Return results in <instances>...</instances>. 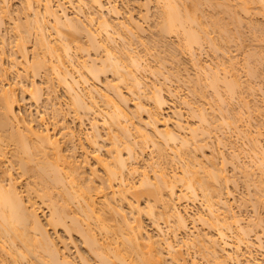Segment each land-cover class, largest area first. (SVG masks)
I'll list each match as a JSON object with an SVG mask.
<instances>
[{
	"label": "bare ground",
	"instance_id": "bare-ground-1",
	"mask_svg": "<svg viewBox=\"0 0 264 264\" xmlns=\"http://www.w3.org/2000/svg\"><path fill=\"white\" fill-rule=\"evenodd\" d=\"M188 1L190 0H186L184 4L185 0H155L157 3L155 8L157 7L158 10L154 11L159 17L156 22L159 28H155L159 30L156 34L160 36L161 33V37L174 34L179 38V41H176L179 42L176 45L177 50L180 54H183V50L191 54L189 56L192 57L191 63L193 61V67L198 73L197 75L195 72L197 79L195 82L193 79L190 80V82L193 80V85H198L200 89H198L197 97L204 98L205 101L204 88L210 87L216 97H213L215 101L213 104L219 103V105H211L213 101L209 100L210 103H208L207 99L205 102L208 107L206 103V105L204 102L201 103L200 99L199 104H196V101H192V97L191 100L184 96L180 97L179 93L169 90L184 107L190 109L189 114L185 115L180 107L174 126H171L170 119L164 113L165 107L168 106V100L164 95V89H167L165 80H169L170 77L164 75V69L162 71L156 69L159 68V63L156 70H153V66L149 63L150 59L145 51L147 49L150 52L148 48L150 50L151 48L146 47V43L143 45L144 40L141 38L142 33L145 34L146 31L134 14H129L122 19L119 6L113 0H22L23 7L20 8L25 13L23 20L20 16L23 13L18 11L19 15L13 16L14 11L7 4L8 0H0V42L2 44L0 47V264H77L74 255L69 252L70 247L68 248L64 243V247L60 245L61 243H58L60 238L56 240L52 233L54 231L56 233L59 229L67 232L70 238L74 234L79 236L84 246L93 254V257L95 256L96 264H197L196 259L188 260L183 253V247L186 248V246H194L198 249V254L202 253L201 256L206 257L209 264H264V232H262L264 226L261 232L258 230L264 220L260 227L256 225L255 220L253 223L248 221L251 225L255 224L254 226L259 227L252 232L251 226L250 232V224L245 225L242 214H237L234 205L231 204L235 197L233 199L234 194L228 188L229 179L226 176V168L224 172V166L219 168L217 164L219 150L216 148L215 152L212 148L214 150L211 151V157L204 149L213 135L217 137L216 139L214 136L218 144L227 146L228 138L224 139L225 132L223 134L222 131V136L217 134L219 128L225 125L230 132L237 131L238 136L241 133L240 138L245 135L247 140L252 141V143L249 142L252 145L248 147L250 149L247 150L245 145H243L245 149L241 146L236 132V139L239 138V146L242 149L238 150L237 140L236 145L231 141V149L228 150L232 156L229 158H233V162H236L235 168H245L243 174L250 178L245 180L246 186L249 181L251 186L254 184L252 186L254 191H256L255 185L258 186V194L256 193L258 197L261 196L260 194L264 195V144L258 137L262 131L257 128L253 133L251 128L253 127L251 103L254 99L251 103L244 101V91L241 89L243 80L240 83L238 82L240 79L237 80V76H241L240 65L237 62L239 59L236 61L231 57L232 54L229 56L230 46L234 44V35L231 29L228 32L231 26L226 27L224 13L227 19L225 9L231 12L234 0L229 1L230 6L227 5L226 0H215L218 5L213 0H192L191 4H188ZM241 1V3L238 2V6L234 4L237 8L241 7L238 9L241 12L249 14L255 11L256 13V10L260 9L261 14L264 15V0H257L261 2V4L257 3L258 7L255 5V0L252 3L255 7L250 2L252 0ZM151 2L152 0H143L141 3L137 1L143 12L142 17L146 19L149 18L153 9ZM204 2H209L208 4L214 2L213 6L217 5L213 8L214 10L207 5L206 7L213 11L218 9V16L215 13L218 18L219 13L223 12L221 19L213 14H209L212 17L208 18L209 15H205L208 13V8L206 12L203 9ZM67 4L70 8L73 6L74 11L69 10ZM226 5L228 7L223 10ZM218 6L222 8L221 12ZM235 14L237 16L236 12ZM206 17L209 22L205 20ZM6 18L12 23L10 31L13 30L12 38H15L11 39L14 45H11L13 51L10 55V66L17 74V78L13 75L16 82L7 80L8 69L4 66L6 59L3 48L10 44L7 37L9 28H6L7 31L3 28L5 32L1 31L3 25H8L4 24ZM244 18L240 21L243 22ZM222 19L225 27L220 24ZM234 21L232 25L235 24ZM208 23L213 27L210 28ZM233 27L236 33L238 29ZM212 28L218 31L219 39L215 29L216 33H212L214 32ZM255 32H253L254 37L257 36ZM33 34L35 42L31 57L29 42ZM240 34L239 32V36ZM230 36L233 37L232 40ZM239 36L236 35L238 39ZM163 37L161 42L167 45L168 41L164 42ZM258 37L256 38L260 40ZM226 38H229L228 42L231 40L232 44L229 42L230 44L225 46ZM262 38V44L259 43V45L264 46V38ZM153 42H151L153 47L157 48V41L155 45ZM206 43L215 49L217 57H219L218 51L222 54L220 62L203 61V57L198 55V48L201 50ZM142 45L146 49L140 48ZM138 46L140 50L137 49ZM174 49L171 51H175V54L180 57L179 52L176 48ZM252 52L253 50L248 54L251 55ZM260 52L263 55L264 50ZM160 53L156 52L157 60L161 56H159ZM253 53L254 60L256 48ZM173 54L170 59L173 58L172 60L179 62L177 55ZM252 56L250 59L246 57L248 61ZM263 56L259 55L258 51L259 58L255 60L264 61ZM222 57L227 60H223ZM261 57H263L262 60ZM160 60L164 61L165 58L160 57ZM161 64L164 65V62ZM244 65L246 67L247 62L243 63ZM252 65H249L250 68L246 67V73L249 68L253 76V74L256 75L257 66L253 69L255 63L253 67ZM237 66L238 70H236ZM12 72L14 73L13 70ZM109 72L113 76L112 79L105 76ZM146 72H150L149 75L154 74L153 77L157 79L155 80L154 77V81L149 78L150 81L147 80ZM168 72L170 75V71ZM175 72L174 74L177 75L178 72ZM42 73L49 87L45 99L53 105V108L51 107L54 109L53 116L58 115L57 118L55 117L57 120L53 126H50L43 114H39V117L33 118L32 115L27 118L21 111L28 98L38 106V103L44 100L42 91L44 87L38 85L35 79L43 75ZM29 74L33 76L31 79ZM162 74L164 82L159 77ZM171 76H174L173 73ZM250 85L247 84V89L253 94L255 89L253 85L252 90L249 89ZM59 86H62L69 96L68 101L73 109L74 119L80 123H78L80 130L65 122V112L62 113L61 104L52 101L55 96L57 97L56 92ZM195 86L194 89L191 88L192 94L197 92ZM249 91H247L248 94ZM228 97L230 100L239 98L244 101L241 103L245 109L244 116L240 111L239 113L242 114L240 118V115L234 114L235 119L239 118L240 125L237 120L230 118V114L225 116V113L221 112L223 109L219 106L229 100ZM239 99L236 101L239 102ZM130 102L134 107H131ZM226 103L229 105L232 102ZM40 105L42 106L43 103ZM258 111L260 114L261 108ZM245 115L246 118L249 115L247 125H244L246 120L242 124L243 128L244 126L247 128L246 132L241 128V119ZM87 119L91 126L89 132L82 127ZM248 120L251 122L248 123ZM101 125L103 128L105 126V132ZM259 126L261 127L260 123ZM82 137L85 138L83 141ZM84 141L92 148L91 150ZM241 141L244 144L243 140ZM64 143L69 145L66 147ZM9 145H12L10 146L12 150L9 152L13 153L22 176H30L24 185L26 193L24 189L22 190L21 181L12 171L13 165H10L12 160L10 162L8 155ZM221 145L220 148L223 147ZM105 146L106 152L103 153L101 150L105 149ZM199 148H202L203 152ZM79 149L83 152L82 155H85L82 160L77 157ZM147 150L153 153V155L150 153L151 161H147L144 157ZM242 152L245 156H242ZM224 153L220 156L223 159L221 164H224V160L227 159ZM89 157H92L96 165L103 170L102 176L97 173L99 172L97 167L94 169L92 167L91 176L86 175ZM244 157L249 159H246L247 164L244 161L242 164ZM175 158L179 165L176 162L175 165L173 164ZM169 162L175 167H172ZM168 164L171 167L167 166ZM97 179L100 182L96 184ZM252 197H254V203L257 199L256 204L260 202L257 196L252 195ZM263 197H261L262 204ZM142 199L145 200L144 206H142ZM197 202L201 204V208L193 210L190 205ZM245 202L248 203V201H242L243 206ZM41 204L47 207L46 215ZM256 204L254 208L252 203L253 208L257 210ZM145 214L156 225L160 237L154 239L147 233L143 221ZM163 218L166 219L167 224L169 223L168 229L172 228L169 233L163 228ZM259 218L262 219L261 216H258ZM258 219L256 218L257 222H259ZM190 220L197 222L196 224L200 222L206 228L202 230V227L194 225L198 229L191 231ZM113 221L116 222L113 224ZM207 228L214 232L205 230ZM182 233L185 234L184 237L179 236ZM77 254L81 260L80 264H92L84 255L78 252Z\"/></svg>",
	"mask_w": 264,
	"mask_h": 264
},
{
	"label": "rangeland",
	"instance_id": "rangeland-1",
	"mask_svg": "<svg viewBox=\"0 0 264 264\" xmlns=\"http://www.w3.org/2000/svg\"><path fill=\"white\" fill-rule=\"evenodd\" d=\"M118 6H119V9H120V11H121V13H122V15H121V18L122 19H124V18H126L129 14H134L135 15V17L137 18V19H139L140 20V22L143 24V26H144V31H146L145 32V34H144V32L142 33V36H141V38L144 40L143 42V45L146 43V47H150L151 48V50L148 48V50L150 51V52H148L147 51V49L142 45V46H140V48L142 47V48H144V49H146V53H148V55H146V56H148L149 57V59L150 60H148L149 61V63L153 66V70L157 67V63H159L158 64V67L159 68H156V69H158V70H161L162 71V69H164L163 70V73H164V75L167 77V76H169L170 78H168L169 80H165L166 81V83H167V89L165 88L164 89V95H166V98H167V100H168V106H166L165 107V110H164V113L168 116V118L170 119V125L171 126H174V122L176 121V119H177V114H178V112H179V108L180 107H182V111H184V113H185V115H188L189 114V112H190V109L188 110V107H184L182 104H181V102L179 101V99H177L176 98V96L173 94V93H179L180 94V97H186V98H188V99H190L191 100V97H192V101H196V104H199V102H200V100H201V103H203L204 102V104L206 103L207 104V102H205L206 101V99H207V101H213L212 103H211V105H214L213 103H215V101L213 100L214 98H216L215 96H214V94H213V91L211 92V88L209 87V89H206V88H204V93H205V95H206V99H205V101L203 100L204 98H202V99H200L199 97H197L198 96V85H193L194 84V82L197 80L196 79V74L198 75V73H197V70H196V68L195 67H193L194 65H193V61H192V63H191V60H190V58L192 59V57H189V56H191V54L189 53V52H187L186 50H183V54H180V52H179V50H177L178 48L176 47V45H178L179 44V42H176V41H179V38L176 36V35H174L173 34V36H172V34H170V36L169 35H165V37H163V35H162V37H163V39H165L164 40V42H167V45H166V43H164V45H163V43L161 42L162 41V37H161V33H160V36H158L156 33V31L157 30H159V29H156L155 30V28H157L158 26H156V22H158V20L157 19H159V17H158V15L155 13V11L156 10H158L157 9V7L155 8V0H152V2H151V6L153 7V9L151 10V15L149 16V18L148 19H146L145 17H142V15H143V12H142V9H141V7H139L138 6V4H137V1H139V3H141L143 0H113ZM214 2H215V0H213ZM218 1H220V0H218ZM228 2V4H227V2ZM225 2H226V4L228 5V6H230L231 5V3L229 2V1H231V2H233V0H226ZM240 1V3L242 2L241 0H237L236 1V3H235V0H234V2L232 3V7L233 8H231L232 9V11L230 12L229 10L227 11L225 8H227L228 6L226 5V7H224L223 8V10L225 9V11H226V17H227V19L225 18V13H224V19L227 21V24H225L226 25V27L227 28H229L228 27V25L229 26H231L230 28H229V30H228V32L230 31V29H231V33H232V35H234L233 37H234V39H233V45H231L230 47V49H229V52H230V54H229V56L232 54V56L231 57H233L234 58V60H238L239 59V61H237V62H239V65L241 66H239V69H240V73H241V76H240V73H239V76L240 77H238L237 76V80L238 79H240V80H238V82L240 83L241 82V80H243L241 83H243V86H242V91H244L243 92V95L245 96L244 97V101H249V103H251L252 102V100H253V102L251 103V106H252V108H253V112H252V116L254 117H252V122L251 123H253V127L251 126V128L253 129V133H254V130H255V132H256V129L257 128H259V129H261V131H262V133H261V135H259L258 137L261 139V141H262V143L264 144V129H263V127H264V125H263V122H264V61H261L260 62V59H259V61H257V60H255L256 58L258 59L259 57H257V53H258V51H259V55H261V56H263L264 55V53H263V55L261 54V52L260 51H262L263 52V50H264V48H262V47H264L263 45H259V43H261L262 44V40H261V37H263L264 38V30L262 31V28L264 29V15L263 14H261V10L260 9H257L258 11H259V13H258V11L256 10V9H254V10H256V13H255V11L253 12V11H251L249 14L248 13H245L244 11V14H243V12H241L240 10H238V9H241V7L239 8H237V7H235L234 6V4L236 5V6H238V2ZM250 1V0H249ZM256 2H255V5H256V7H258V4H259V2L260 1H258L257 2V0H255ZM21 2H22V0H8V2H7V4H9L10 5V7H11V9H12V11H14L13 13H14V15L13 16H15V17H17L18 15H19V12L18 11H20L21 13H23L22 11H23V9L21 10V8L20 7H23V3L21 4ZM190 2H192L193 3V1L192 0H190V1H188V4H191ZM214 2H213V4L211 3V4H208L207 2L205 3L204 2V4H205V6H203L202 4V6H203V9H204V12H206V10H207V8L208 7H206V5L207 6H209V7H211V9H213L214 7H216L217 5H218V3H217V1L215 2L217 5L216 6H213L214 5ZM251 2V4L254 2L253 0L252 1H250ZM186 3V0H185V2H184V4ZM258 3V4H257ZM157 4V3H156ZM260 4H261V2H260ZM68 5V7H69V10H72V11H74L73 9V6H71V8H70V6H69V4H67ZM183 5V4H182ZM201 5H199V6H201ZM212 5V6H211ZM254 7H255V5L254 4H252ZM221 6V5H220ZM139 7V8H138ZM219 7V6H218ZM222 7H223V5H222ZM235 7V8H234ZM259 7H261L260 5H259ZM19 8V9H18ZM73 8V9H72ZM140 9H141V12H140ZM211 9H209L208 8V13H205V15H209V14H213V16H215L216 18H218L217 16H218V9H216L215 11H213V10H211ZM219 9H220V7H219ZM222 9V8H221ZM220 9V12L222 11ZM229 9H230V7H229ZM230 9V10H231ZM235 9H237V11H235ZM252 9V10H253ZM155 10V11H154ZM211 10V11H210ZM71 11V12H72ZM213 11V12H212ZM239 11V12H238ZM261 11V12H260ZM18 12V13H17ZM212 12V13H211ZM234 13V17H232V14H230L229 15V13ZM235 12L237 13V16H239L238 17V19H239V21H238V19L236 20V17L237 16H235L236 14H235ZM12 13V14H13ZM215 13H217V16H216V14ZM223 13V12H222ZM222 13H219L220 15H219V18L221 17V16H223V14ZM254 13V14H253ZM24 14L25 13H23V15H20L22 18H23V20L25 19V16H24ZM153 14V15H152ZM247 14V15H246ZM240 15H241V17H240ZM246 15V16H245ZM209 17H212V15H209L208 16V18ZM245 17V18H244ZM145 18V19H144ZM208 18L206 17V21H208ZM218 18V19H219ZM223 18V17H222ZM229 18H231L230 20H229ZM234 18H235V21L236 22H238V23H236L235 21H234ZM242 18H244V20H243V22L242 21H240ZM221 19V18H220ZM205 21V22H206ZM232 21H234V25H232L233 23H232ZM209 22V21H208ZM240 22V23H239ZM242 22V23H241ZM219 23H220V20H219ZM229 23V24H228ZM4 24H8L7 26L6 25H3L2 26V29L4 28V29H6L7 27L9 28L8 29V32H7V37H8V39H9V41H10V44H8V45H5L6 47H5V49L3 48V50H5V53H4V58L6 59V61L4 60V66L8 69V71H7V73H6V77L8 76V78H7V80L10 82H16V78H17V74H16V72H15V70L14 69H12L11 68V59H10V55L12 54V51H13V49L11 48V45L13 44V43H11V39H15V38H12L13 36H14V33H12V31L13 30H11L10 31V29H12L11 28V22L8 20V18H6V22L4 23ZM155 24V25H154ZM209 24V23H208ZM208 24H206L207 26H208ZM220 24H223V19H222V22L220 23ZM243 24V25H242ZM250 24V25H249ZM251 24H253V25H251ZM154 25V26H153ZM239 25V26H238ZM4 26H6V27H4ZM152 26H153V28H152ZM209 26H210V24H209ZM223 26H224V24H223ZM222 26V27H223ZM233 26H235L238 30H236V33L234 32V27ZM242 26V27H241ZM255 26V27H254ZM261 26V28H259ZM263 26V27H262ZM211 27H213L212 25L210 26V28ZM225 27V26H224ZM223 27V28H224ZM233 27V28H232ZM159 28V27H158ZM235 28V29H236ZM255 28V29H254ZM4 29L3 30H1V31H4ZM214 29L215 28H212V30L214 31ZM225 29V28H224ZM155 30V31H154ZM209 30V29H208ZM216 30V29H215ZM6 31H7V29H6ZM154 31V32H153ZM209 31H211V30H209ZM217 31V30H216ZM216 31H214V32H212V33H216ZM226 31V30H225ZM225 31H224V33H225ZM238 31V32H237ZM256 31V32H255ZM258 31H259V33H258ZM5 32V31H4ZM4 32H2V33H4ZM227 31H226V35H228L227 33H228ZM239 32L242 34H240V36H239ZM253 32H255V34L257 35V36H255L254 37V33ZM12 33V34H11ZM158 33H159V31H158ZM211 33V34H212ZM262 33V34H261ZM10 34V35H9ZM156 34V35H155ZM12 35V36H11ZM34 35V34H33ZM31 36L32 37V39H31V41L29 42V51H30V55H31V57L33 56V47H34V42H35V35L34 36ZM154 35V36H153ZM236 35H237V37L239 36V39H240V44H238L239 43V39L236 37ZM11 36V37H10ZM155 36H157V38L159 37V39H160V41H159V39H157V38H155ZM177 38H176V37ZM212 36H213V34H212ZM259 36V37H258ZM261 36V37H260ZM144 37V38H143ZM216 37V36H215ZM219 36H218V31H217V38H218ZM226 37H229V36H226ZM232 37V38H233ZM256 37H258V38H260V40H258ZM220 38V37H219ZM218 38V39H219ZM232 38H231V36H230V39L232 40ZM262 38V39H263ZM85 39V38H84ZM156 40V41H152V40ZM227 39V42L226 41H224V43H225V46L227 45L228 46V43L230 42H232L231 40H229V42H228V39L229 38H226ZM226 39H224V40H226ZM259 41H257V40ZM32 40H33V42H32ZM146 40V41H145ZM151 40V41H150ZM221 40H223L222 38H221ZM220 40V41H221ZM237 40V41H236ZM13 41V40H12ZM149 41H150V44H149ZM263 41H264V39H263ZM151 42H153V44L156 42V44H157V48L156 47H153V45H152V43ZM161 42V43H160ZM159 43H160V45H159ZM222 43H223V41H222ZM224 43H223V45H224ZM229 43V44H230ZM237 43V44H236ZM257 43H258V45H257ZM0 44H1V42H0ZM232 44V43H231ZM236 44V45H235ZM14 45V44H13ZM155 45V44H154ZM172 47H171V46ZM165 46V47H164ZM174 46V47H173ZM257 46H258V48H257ZM0 47H2V44H1V46ZM13 47V46H12ZM159 47H162V48H164V50L162 49V48H160L159 49ZM169 47H170V50H169ZM212 47V46H211ZM210 47V44H209V46H208V44L206 43L205 45H204V48H202L201 50H200V48H198L199 49V51H197L198 52V55H200V57L202 58L203 57V61H212V62H214V63H218V62H220V59H221V55L222 54H220V52L218 51L217 53H218V55H219V57H217L216 55H215V49L213 48H211ZM139 48V46L137 47V49ZM140 48H139V50H140ZM168 48V49H167ZM172 48V49H171ZM174 48H176V50L179 52V55H180V57H178V55L177 54H175V51L173 52V51H171V50H175ZM227 48V47H226ZM226 48H224V49H226ZM255 48H256V57L254 56V60H253V56L252 55H254V53L253 52H255ZM157 49V50H156ZM166 49V50H165ZM253 50V54L251 53V55L250 54H248V52H251L252 50ZM263 49V50H262ZM0 50H1V48H0ZM11 50V51H10ZM231 50H232V53H231ZM251 50V51H250ZM185 51V52H184ZM225 51V50H224ZM156 52H161L160 54H159V56L162 58V59H164L165 58V60L163 61V60H160V57H159V60H157L158 59V56H157V54H156ZM167 52V53H166ZM221 52H223V51H221ZM226 52V51H225ZM174 53V54H173ZM189 53V54H188ZM227 53H228V51H227ZM170 54V55H169ZM177 55V57L179 58V62H176L177 60H172V59H170V57H171V55ZM6 55V56H5ZM157 56L156 58L154 57V56ZM162 55H163V57H162ZM234 55L236 56V57H234ZM145 56V57H146ZM169 58H168V57ZM227 56H228V54H227ZM248 56V58L250 59V57L252 56V58H251V60L250 61H248L249 59L248 58H246ZM148 57H147V59H148ZM174 57V56H173ZM209 57V58H208ZM264 57V56H263ZM263 57H261V60L263 59ZM212 58H214V59H212ZM223 58V57H222ZM237 58V59H236ZM244 58H245V60H244ZM210 59V60H209ZM218 59H219V61H218ZM227 60V58H223V60ZM214 60H216V61H214ZM264 60V59H263ZM160 61V62H159ZM222 61V60H221ZM247 62V65H246V67H248L249 65H251V64H253L254 65V63H255V65H254V67H253V65L251 66V67H253V69H255V67L257 66V69H256V72L255 71H253V73L255 72V74L257 75H254L253 74V76H252V72L249 70V68H250V66H249V68H248V73H246L247 72V69H246V67H245V65L243 66V63H245V62ZM253 61H254V63H253ZM6 62V63H5ZM164 62V65L163 64H161V63H163ZM166 62V63H165ZM251 62V63H250ZM256 62L258 63L257 65H256ZM262 62H263V64H262ZM260 63V64H259ZM164 67H162L161 65ZM192 64V65H191ZM7 65V66H6ZM214 65V64H213ZM162 67V68H161ZM161 68V69H160ZM179 68H180V70H179ZM6 69V70H7ZM14 71V73L12 72V70ZM155 69V70H156ZM252 69V68H251ZM10 70H11V72H10ZM22 70V69H21ZM174 70V71H173ZM236 70H238V66H237V68H236ZM236 70H234L235 72H236ZM165 71H167L166 73H167V75H166V73H165ZM168 71H170V75H169V72ZM173 71V72H172ZM175 71H177L178 73H177V75H175L174 73H176ZM250 71V72H249ZM10 72V74L8 75V73ZM179 72H180V74H179ZM195 72H196V74H195ZM1 73V72H0ZM3 73V72H2ZM13 73V74H12ZM172 73H173V75L174 76H171L172 75ZM191 73V74H190ZM236 73H238V72H236ZM43 74V73H42ZM150 74V72H146V74L145 75H147V80H149V79H151V81H152V79L155 77H153V75L154 74H151V75H149ZM189 74V75H188ZM250 74H251V76H250ZM258 74H259V77H258ZM13 75H15L16 76V78H15V76H13ZM161 75V74H160ZM179 75V76H178ZM186 75V76H185ZM194 77L195 76V78H193L192 76ZM261 75V76H260ZM29 76H30V79L33 77L31 74H29ZM42 76V77H41ZM44 76V77H43ZM105 76H107L109 79H112L113 78V76H112V74H111V72H109L107 75H105ZM105 76H103V79L105 80ZM112 76V77H111ZM178 76V77H177ZM160 77V79L161 80H163L162 78H164V76H163V74H162V76H159ZM177 77V78H176ZM187 77H188V79H187ZM192 77V78H191ZM198 77V76H197ZM258 77V78H257ZM10 78V79H9ZM19 78V77H18ZM46 77H45V75L43 74V75H40V76H37L35 79H36V81H37V83H38V85L40 84V86H43L44 88H43V98H44V100L42 99V101H41V103L39 102L38 104H39V106L37 105V103L35 104V102H33V101H31V99L30 98H28L27 99V101H25V104L22 106V108H21V111H22V114L23 115H25L27 118H30V117H32V115H33V118H35V116H40L39 114H43V115H45V117H46V120L48 121V123H50V126H53V123H55V120H57L56 118H57V116L55 115V117L53 116V111H54V109H52L53 108V105H51V102L49 101H47L46 99H45V94L47 93V91H48V89H49V87H47V85L48 84H46V79H45ZM149 78V79H148ZM178 78L180 79V80H178ZM29 79V80H30ZM155 80L157 79L156 77L154 78ZM154 79H153V81H154ZM167 79V78H166ZM191 79H193L194 80V82H193V80H192V82H190V80ZM45 81V82H44ZM150 81V80H149ZM163 82H164V80H163ZM166 83H164V85H166ZM246 83V84H245ZM42 84V85H41ZM103 84V83H102ZM102 84H100V86L101 87H103V85ZM245 84V85H244ZM247 84L249 85V84H251L250 85V87H249V89H251L252 90V85L254 86L253 87V89H255L254 90V92H253V94H255V95H253L252 94V92L251 91H249L247 88H248V86H247ZM242 85V84H241ZM194 86H195V91H197L196 92V94L195 93H193V94H195V95H193L192 94V92H193V89H194ZM262 86V87H261ZM168 87H169V89H168ZM246 87V88H245ZM191 88H193V89H191ZM208 88V87H207ZM244 88V89H243ZM221 89H222V91H224V89L221 87ZM124 90L126 91V89L124 88ZM172 90L173 91V95H171V93H170V91ZM192 90V91H191ZM200 90V89H199ZM194 91V92H195ZM206 91V92H205ZM247 91H249L250 93L248 94L247 93ZM58 92V93H57ZM57 92H56V94H57V97L55 98L54 97V99H52V101L53 102H55V103H59V104H61V108L63 109L62 111V113H64L65 112V117H66V119H65V122L67 123V124H69L70 126H72V127H75V128H77V130L79 129L80 130V123L79 122H76V120L74 119V113H73V109L70 107L71 105H70V101H68V99H69V96H68V94L66 93V91H64V88H62V86L60 87H58L57 88ZM127 93V92H126ZM190 93V94H189ZM198 93V94H197ZM48 94V93H47ZM47 94H46V97H47ZM200 94H201V91H200ZM130 97H132L131 95H129ZM196 98H195V97ZM200 97L202 96V94L201 95H199ZM226 96V95H225ZM27 97H29V96H27ZM134 97V96H133ZM195 99H194V98ZM214 97V98H213ZM229 98V97H228ZM248 99V100H245V99ZM198 99V100H197ZM200 99V100H199ZM236 99V98H235ZM235 99H233L232 98V100H230V98H229V100L233 103H229V105H228V103H226L227 101L228 102H230L229 100H227L225 103H221L222 105H226V107H225V105L224 106H219V107H222V109H223V111H221L223 114L225 113V116H229L228 114H230L231 116H230V118L231 119H235V116H239V118L241 117V115L243 114V116H244V114H245V109H244V105L242 106L241 105V103H244V101L242 100V99H239V98H237L236 100H238L239 99V102L238 101H236ZM131 101H132V99H130ZM203 100V101H202ZM240 100H242V101H240ZM197 101H198V103H197ZM210 101L208 102V103H210ZM257 101V102H256ZM43 103V105L41 106L40 104H42ZM45 103H46V105H45ZM130 104H131V107H134L133 105H132V102H130ZM205 104V105H206ZM254 104H255V106H254ZM256 104H257V106H256ZM215 105H219V103L217 104H215ZM214 105V106H215ZM260 105V106H259ZM47 108H46V107ZM207 107H208V104L206 105ZM228 106V107H227ZM231 106H232V110H231ZM50 107V108H49ZM52 107V108H51ZM57 107H58V105H57ZM60 107V106H59ZM210 107V106H209ZM217 107V106H216ZM242 107H243V109H242ZM255 107V108H254ZM259 107V108H258ZM49 108V109H48ZM226 108V109H225ZM234 108V109H233ZM257 108V109H256ZM261 108V112H260V114H258L259 113V111L257 112V110H259ZM219 109V108H218ZM224 109H225V111H224ZM229 109H230V111H229ZM243 110V112L241 111V110ZM53 110V111H52ZM221 110V109H220ZM227 110V111H226ZM233 110H235L234 112H233ZM219 113H220V111L219 110H217ZM236 111H238V112H236ZM239 111L242 113H239ZM231 112V113H230ZM233 112V113H232ZM255 112V114L253 115V113ZM234 114H235V116H234ZM247 114V113H246ZM220 115V114H219ZM60 116V115H59ZM61 116H62V114H61ZM243 116H242V118H243ZM249 116V115H248ZM248 116H247V118H246V115H245V117L243 118V119H241V128H242V130H245V129H247V128H245V126H244V128H243V123H244V121L246 120V124H244V125H247V119H248ZM58 118H60V117H58ZM62 118V117H61ZM190 118V117H189ZM238 118V119H239ZM238 119H235V120H237V122L239 123V125H240V121H238ZM249 120H250V117H249ZM249 120H248V123H250L249 122ZM262 120V121H261ZM191 121H193V119H191ZM262 123H261V122ZM220 122V121H219ZM79 123V124H78ZM237 123V124H238ZM259 123H260V125H261V127L259 126ZM101 124V123H100ZM224 125V124H223ZM249 125V124H248ZM250 125H252V124H250ZM262 125H263V127H262ZM222 126V125H221ZM82 127H83V129L85 130H87V132H89L90 130H91V126H90V122H89V120L87 119L86 120V123L85 124H83L82 125ZM250 127V126H249ZM256 127V128H255ZM101 128H102V130H103V132H105V126H104V128L102 127V125H101ZM223 128V129H222ZM227 129V127H226V125L225 126H223V127H221V128H219V130H218V132L219 133H217V134H219V135H221V133H222V131H223V134H224V132H225V134H226V137L224 138L225 140H226V138H228L227 139V146H225V145H221V144H218V141L216 142V139H217V137L215 136V135H213V139L210 137L209 138V142H208V139H207V141H206V143L208 142V144H207V147L205 148L204 147V149H205V151H206V153H208V156H211V151L212 150H214L215 149V152H216V148H217V150H219V151H217V153L219 154V156H218V154H217V156L219 157H217V159H218V163H217V160H216V163L219 165V168H220V166L221 167H223L224 166V172L226 171L227 173V179H229V182H227L228 183V188H230V190L233 192V199H234V197H235V199L233 200V199H231V201L233 200L234 202H232L231 204L232 205H234V209L236 210V212H237V214H242L241 216H243V218H244V223H245V225H247V226H249V224H250V232H251V229H252V232H254L253 230L254 229H257V228H259L260 227V224L262 223V220H264V202H263V204H262V202H261V197H263L264 195H262V194H260L261 192L259 191V194L261 195V196H259L258 197V193H257V191H258V186L257 185H255V189H256V191H254V187H252V186H254V184L251 186L250 184H249V181H248V183H247V185L248 186H246V181H247V179H250V178H248V176H246V174L244 175L243 173V171H244V169L245 168H235L234 167V163H235V165H236V162L234 161L233 162V158L232 159H230L229 157H231L232 155V153L230 154V150H228L229 148H230V142L232 141V143L233 144H235L236 145V140H237V147H238V150H241L242 149V147H243V145H245L246 146V148H247V150H249L250 148H248V147H250V146H252L251 145V143H252V141H250L249 139L247 140V138H245L246 136L244 135L243 136V138H240V137H242V135H241V133H240V137L238 136V132H237V134H236V132L234 133V132H232V130H231V132H230V129H227L226 131H224L225 129ZM250 128V129H251ZM263 129V130H262ZM229 130V131H228ZM252 131V130H251ZM245 132H246V130H245ZM234 133V134H233ZM252 133V134H253ZM240 138V144H241V148H240V146H239V138L237 137V139H236V135ZM242 134H245V133H243L242 132ZM256 134V133H255ZM233 135V136H232ZM82 136H84V135H82ZM214 136L216 137V139L214 138ZM222 136V135H221ZM224 136V135H223ZM261 136V137H260ZM205 138V137H204ZM83 139H85L84 137H82V141H83ZM211 139V140H210ZM230 139V140H229ZM234 139V140H233ZM214 140V142H212ZM241 140H243V143L244 144H242V141ZM249 142H251V143H249ZM77 143H78V141H77ZM84 143L86 144V146L88 145V143H86V141H84ZM217 143V144H216ZM232 143H231V145H232ZM64 145H66V147H67V145H69V143L67 144H65L64 143ZM220 145L221 146H223V147H221L220 148ZM10 146H12V145H9V148H8V152L10 151V150H12V148L10 147ZM88 148H89V150H91L92 148H90L89 146H87ZM104 148V147H103ZM212 148H214V149H212ZM223 148V149H222ZM227 148V149H226ZM244 149H245V147H243ZM200 149V151L201 152H203V149L202 148H199ZM221 149V150H220ZM231 149V148H230ZM103 153L104 152H106V146H105V149H102L101 150ZM199 150H198V152L200 153V155H201V152H200ZM220 151H221V154H220ZM13 152V151H12ZM79 152V153H78ZM78 152H77V157H78V159L79 160H82L83 159V157L85 156H83L82 154H83V152L81 151V149H79L78 150ZM82 152V153H81ZM197 152V154L199 155V153ZM225 152V153H224ZM228 152V153H227ZM153 155V153L152 152H150L149 150H147V152H145L144 153V157L146 158V160L147 161H149L150 160V157H151V154ZM222 153H224L225 155H226V157H227V159H229V160H231V162H228L227 161V159H225L224 160V164H221V161H222V163H223V159H221L220 158V156H222ZM79 154V155H78ZM173 154V153H172ZM242 154V156H245L244 155V153L242 152L241 153ZM250 154V153H249ZM8 155H9V157H10V162H11V160H12V162L15 164V166H14V164H12V162H11V164L10 165H13V169H12V171L14 172V175L17 177V178H19V180L21 181V186H23L24 187V185H26V183H27V180L30 178V176L29 175H24V176H22L23 174H21V172H20V169H19V167H17V164L15 163L16 162V159L14 160V158H13V153H8ZM229 155V156H228ZM172 156H174V154L172 155ZM207 156V155H206ZM212 157V156H211ZM249 157V156H248ZM13 158V159H12ZM148 158V159H147ZM210 158V157H209ZM89 159H90V166H89V163L87 164L88 166H86V172H87V174L86 175H88V176H91V172H90V170L92 171V167H93V169H94V167L96 168L97 167V171H99V172H97L98 174H99V176L101 175L102 176V174H103V170L99 167V166H97L96 165V163H95V161H94V159L92 158V157H89ZM247 158H245L244 157V160H242V164H243V161L247 164V160H249V159H247ZM246 160V161H245ZM151 161V160H150ZM152 161H153V159H152ZM174 161V160H173ZM228 163H227V162ZM178 164V160L175 158V161L173 162V164L175 165L176 163ZM209 162V161H208ZM220 162V163H219ZM233 162V163H232ZM226 163V164H225ZM92 164V165H91ZM169 164H170V162H169ZM167 165V166H172V167H175V166H173L172 165V163L170 164V165ZM181 164V163H180ZM179 165V164H178ZM177 165V166H178ZM232 165H233V168H232ZM170 166V167H171ZM16 167V168H15ZM90 167H91V169H90ZM169 167V168H170ZM227 167H228V169H227ZM150 168V167H149ZM225 168H226V170H225ZM172 169V168H171ZM180 169V168H179ZM234 169H235V172H234ZM243 169V170H242ZM170 170V169H169ZM243 174H241L239 171ZM237 171V172H236ZM257 171V170H256ZM101 173V174H100ZM240 173V174H239ZM228 175H229V178H228ZM28 176V177H27ZM244 176H245V179H244ZM247 177V178H246ZM27 179V180H26ZM99 179V178H98ZM97 179V181H96V184L97 183H99L100 181ZM246 180V181H245ZM250 183H252V182H250ZM225 186H227V184L225 183ZM22 187V190L24 189V191H25V188L26 187H24L23 188ZM248 187H250V188H248ZM253 190V191H252ZM262 190V189H261ZM252 192V194H251V192ZM263 191H264V189H263ZM253 192H254V194H253ZM25 193H26V191H25ZM257 193V194H256ZM263 193V192H262ZM251 194V195H250ZM248 195H250L249 197V199H250V202H249V199H248ZM252 195L253 196H257L258 198H260V202H258L257 204H256V202L258 201V199L256 200V202L254 203L253 202V200H254V197H252ZM244 198V199H243ZM264 198V197H263ZM248 199V200H247ZM143 200V199H142ZM236 200V201H235ZM248 201V203H246L245 202V204H244V206L242 205L243 203H242V201ZM255 201V200H254ZM253 203V205H254V208H255V204H256V208H257V210L256 209H254L253 208V205H252V203ZM234 203H236V204H234ZM237 203H238V205H240L241 204V206H239L238 207V205H237ZM240 203V204H239ZM42 205V208H43V210H44V214L46 215L47 213H48V210H47V207L46 206H44V204H41ZM145 205V200H143L142 201V206H144ZM190 206H192L191 208L194 210V209H200L201 208V204L200 203H194V204H191ZM258 206V207H257ZM196 207V208H195ZM200 207V208H199ZM241 208H242V210H241ZM259 208V209H258ZM126 209H128V207L126 206ZM258 216L260 217L261 216V220H260V218L258 219ZM256 218L258 219V221L259 222H257V220H256ZM164 219V222H162L163 220L161 219V222H162V225H163V228H164V230L166 231V232H170V229H172V228H170V229H168V225H169V223L167 224V222L165 221L166 219L165 218H163ZM250 220H252V221H250ZM255 220V221H254ZM111 221H112V219H111ZM143 221H144V224H145V226H146V230L148 231L147 233H149L150 235H152L153 237H154V239L155 238H157L159 235H160V232L158 233V229H157V227H156V225L155 224H153V222H152V219L151 218H149V216L148 215H144L143 216ZM191 221V220H190ZM251 222V223H253V221L255 222V223H257L256 225L257 226H259V227H256V226H254L255 224H253V225H251V223H249V222ZM261 221V222H260ZM114 222H116V221H113V224H114ZM192 222V221H191ZM248 222V223H247ZM197 222H192V223H190V227H191V231H192V229L194 230L196 227H194V225L195 226H198V227H202L201 229L203 230V228H206V226H204L203 227V225L202 224H200V222H198V224H196ZM117 224V223H116ZM262 226H261V228L260 229H258L260 232H261V230H262V227L264 226V221H263V223L261 224ZM193 226V227H192ZM246 226V227H247ZM251 226H252V228H251ZM248 228V227H247ZM196 229H198V228H196ZM195 229V230H196ZM200 229V228H199ZM194 230V231H195ZM205 230H207V231H211L212 229H205ZM248 230V231H249ZM172 231V230H171ZM255 231H257V230H255ZM51 232H52V230H51ZM214 231L212 230V233H213ZM262 232H264V227H263V231ZM53 234H54V236H55V238H56V240L57 239H59L58 240V243L60 244V245H62L63 246V243L66 245L67 244V247L69 248L70 247V254L71 255H74L73 257H74V260L76 261V263L77 264H80V262H81V260L79 259V255L77 254V252L79 253V254H81L82 256L84 255V257H86L88 260H90V263H92V264H96L97 263V261H96V258H95V256L93 257V254H91L89 251H88V249L86 248V246H84V244L82 243V241H81V239H80V237L79 236H77V235H72L73 237H71L70 238V236H69V234L67 233V232H65L64 230H62V229H59L56 233H55V231L54 232H52ZM171 234V233H170ZM251 234H254V233H251ZM264 234V233H263ZM179 236L180 237H184L185 236V234L184 233H182V234H179ZM160 237V236H159ZM264 237V236H263ZM73 239V240H72ZM67 242V243H66ZM69 244V245H68ZM64 245V246H65ZM63 246V247H64ZM183 250H184V252L183 253H185V255L187 256V258H188V260H191V259H196V261H197V264H209V262L207 261V259H206V257H204V256H201L202 255V253H200V254H198V249H196V248H194V246L193 247H191V246H186V248L185 247H183ZM78 260V261H77ZM212 264V263H211Z\"/></svg>",
	"mask_w": 264,
	"mask_h": 264
}]
</instances>
